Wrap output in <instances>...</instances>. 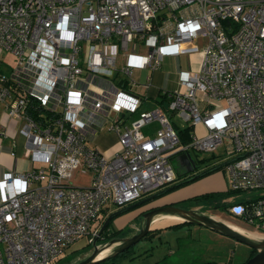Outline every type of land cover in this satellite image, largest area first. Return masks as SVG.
<instances>
[{
	"label": "built area",
	"instance_id": "built-area-1",
	"mask_svg": "<svg viewBox=\"0 0 264 264\" xmlns=\"http://www.w3.org/2000/svg\"><path fill=\"white\" fill-rule=\"evenodd\" d=\"M0 49L17 58L0 69V101L38 165L0 180V264H54L81 237L92 243L110 206L175 183L181 154L226 143L231 189L264 190V0H0ZM188 54L200 67L161 90L168 109L142 110L152 76L134 71ZM31 99L53 122L28 113ZM168 111L205 134L183 143ZM103 127L118 136L112 156L89 144ZM80 173L89 186L72 183ZM230 212L264 231V194Z\"/></svg>",
	"mask_w": 264,
	"mask_h": 264
},
{
	"label": "rangeland",
	"instance_id": "rangeland-1",
	"mask_svg": "<svg viewBox=\"0 0 264 264\" xmlns=\"http://www.w3.org/2000/svg\"><path fill=\"white\" fill-rule=\"evenodd\" d=\"M0 60L1 62H4L2 64L5 72L10 71V69L17 63V58L9 51L3 49H0ZM186 67L187 61L179 60L177 62L167 60L163 62L159 72L154 73L152 84L157 87L161 86L163 89L169 88L170 90H175L178 88V82L181 79L180 73L185 70ZM124 77L125 76L123 74L120 75V78ZM133 78L138 81L139 79L137 78H141V76L138 72H134ZM141 80L143 79L141 78ZM136 91L144 93L145 89L138 85L136 87ZM157 91V88H152L150 92L151 98L147 101L145 110H151L157 107V103L154 100L157 95ZM168 114L172 124L176 126L177 129L187 125V123L183 121V119L180 118L176 112L168 111ZM152 126H156V123L148 127ZM144 132H147L146 127L144 128ZM195 132L201 136L205 134L200 127H196ZM90 142L92 143L93 140ZM225 149L226 143L221 145L215 152L219 158H222V162H224L227 158ZM191 155L193 163L197 166L195 171L201 170L202 167L205 166L206 161L210 160L209 157H211L210 153L197 151H192ZM221 161L218 164H220ZM172 163L176 173L180 177H186L189 176L190 173L195 172L189 171L187 166L184 165L178 157H174L172 159ZM224 170V168L219 169L220 173H225ZM201 178L202 177L192 181H189V178H186L180 183L181 185L178 184L180 186L177 185L166 192L169 194L170 192L176 190L175 188L177 187L186 188L184 191L187 192H184L182 197H190L189 199L178 201V197L168 196L162 199V203L173 201V204H178L190 209H194V205H197L201 208L209 210L210 212H219L221 215L229 217L231 216V214H229L231 206L230 202L232 203V201H237L241 203L249 200H255L259 199L264 194L263 189L243 190L237 192L233 191L231 189L230 177L227 175L224 176V180L226 179L225 188L221 191H204L205 188L189 186L196 183V181ZM91 180V173H80L76 174L72 183L80 187H85L91 184ZM169 188L170 187L167 189ZM205 192V197H201L204 196ZM194 195L201 198L196 200V197H192ZM141 200H137L132 204ZM140 206L141 205H135L116 215L108 231L103 234L105 239L98 240V244H103L108 240L111 241L117 238L130 237L137 232V228H143L146 223L144 213L140 211ZM214 206H216L215 210H210ZM124 207L110 206L109 209L101 214L100 223H103L105 217L107 218L111 213L122 210ZM233 221L239 225L245 226V222L238 218H235ZM248 227H250L249 229H254L253 226ZM96 247L97 246L94 243H89L87 236H83L75 241L54 264H76L83 259L92 256L96 251ZM251 252L252 248L245 243L238 242L224 234H220L219 232L212 230L211 228H205L200 224L188 222L185 224H178L176 226L173 225L166 230L158 231L156 233H149L123 255L115 258V263L155 264L160 262L167 264H242L250 258ZM109 263L111 264V262H108V264Z\"/></svg>",
	"mask_w": 264,
	"mask_h": 264
},
{
	"label": "crops",
	"instance_id": "crops-1",
	"mask_svg": "<svg viewBox=\"0 0 264 264\" xmlns=\"http://www.w3.org/2000/svg\"><path fill=\"white\" fill-rule=\"evenodd\" d=\"M167 60H173V61H177V62L179 60L187 61V67L183 71H188V72L197 71L199 69L200 63H201V57L198 54L181 55L178 57L166 56L164 59V62ZM2 63H4V62H2ZM2 63H0V69L2 70V72L3 73H9V71L5 72ZM134 72L139 73V75L143 79V80H141V78H137L140 81H145L146 77L148 75H150V76H152V82H153V75H154V73L159 72V70L151 73V71H149V70H138L137 69ZM181 73H182V71H181ZM181 73H180V75H181ZM180 81H181V79H180ZM180 81L178 82V88L177 89L181 88ZM153 87L158 89L157 95L155 96V99H154L155 102L157 103V106L160 105V101L163 99V97L160 93L161 90H170L169 88L163 89V87H161V86L157 87L156 85L154 86V84H152L149 91L146 92L147 94H145L148 97L146 100H144V103L141 106L142 110H145V106L147 105V101H149V99L151 98L150 92H151ZM177 89H175V90H177ZM136 92H137V94H141L138 91H136ZM110 115H111V117L114 116L113 113H111ZM136 117H137L136 114L127 115L126 120L128 121V124H131L136 119ZM183 121H185L187 123V125H185L181 128L189 127L190 132H195L196 127H200L202 130H204L203 127H201V126H193L190 122H188L184 119H183ZM22 125H23V121L12 119L8 115V107H7L6 103L4 101H0V180H2L7 173H10V172L23 173V172H26V171H29L33 168L38 167V165L33 163L27 155V142L28 141H27V138L20 133V129H21ZM147 127L148 126H146V130H147L146 133L149 135H152L155 133V129L158 127V124L156 123V126H152V127H148V128ZM91 140H93L92 143L90 142ZM89 144L91 146L98 148V149L100 148L99 150H101L102 152H104L106 155H109V156H112L121 147L119 142H118V136L115 133L108 131L106 127L105 128L103 127L100 131L95 133L93 136H90ZM218 149H219V147H218ZM215 152L210 153L211 154V157H209L210 160L206 161L205 166L202 167L201 170L192 172V173H190L189 176H186V177H180L178 175V179L175 183L168 185L167 187L163 188L162 190H160L158 192H161V191L167 189L168 187L177 186L182 181H184L186 178L190 179L194 175H197L199 173H202V172L210 169L211 167L219 165L218 163L222 160V158H219L218 155L215 154ZM225 152H226V149H225ZM221 163H223V162L221 161ZM222 168L225 169L224 170L225 173H222V172L220 173L219 169L215 170L213 172L206 174L200 180L196 181V183L189 185V186H196L198 188L202 187V188H205L204 191H221L222 189L225 188V185H226V179L224 180V176L225 175L229 176L226 168L225 167H222ZM177 188H175L176 190L173 189L174 191L170 192L169 194L165 193L163 195L156 196L154 198H149V197H151L154 194H157L158 192L146 194L144 197L141 198L142 200L147 198V200L141 204L140 211L143 213H146L147 211H150L152 209L164 207L167 205H177V206H180V207L185 208V209L199 211L204 216H209L210 218L215 219L217 221L225 222V223L231 225L232 227H237V228H241L245 231L253 232L255 234H258V237H260L259 235H262V236L264 235V232H262V231H259L256 229H249L250 227H248L249 225H247L246 223H245V226L246 225L247 226L245 227V226L239 225L238 223L234 222L233 220L235 218H238L240 220H242V218L232 214L231 212H229V214H231V216L226 217L225 215H221L219 212H214V211L210 212L209 210L201 208L200 206H197V205H194V207H193L194 209H190V208H186L184 206L178 205V204H173V201H168V202L162 203V199L166 198L168 196H176V197H178V199H177L178 201H183V200L190 198V197H182L184 192H187V191H184L186 188H179V187H177ZM205 195H206V192H205L204 196H201V197H205ZM192 197H196V196L194 195ZM201 197L197 196L196 200L200 199ZM236 203H240V202L232 201V203L230 202V205H233ZM215 207L216 206L212 207V209H210V210H215ZM163 217H164V215L163 216L159 215L158 217L153 219V222L151 225L153 233L166 230L167 228H170L173 225L187 223V222H185V223L183 222V220H184V218H183V219H181V221H177L176 223H173V224H166V225L162 224V225L154 226L155 221H158V220L162 219ZM201 226L208 228L205 225H201ZM138 229L139 228H137V230Z\"/></svg>",
	"mask_w": 264,
	"mask_h": 264
},
{
	"label": "water",
	"instance_id": "water-1",
	"mask_svg": "<svg viewBox=\"0 0 264 264\" xmlns=\"http://www.w3.org/2000/svg\"><path fill=\"white\" fill-rule=\"evenodd\" d=\"M165 109H168V103L164 104ZM191 153H185V154H181L180 155V160L181 162L187 166V169L189 171H195L196 169V165L193 163L192 161V157H191ZM228 163V161H225L223 163H220L219 165H216L214 167H211L210 169L197 174L194 177H191L189 179V181H192L194 179L200 178L205 176L206 174L213 172L215 170H218L222 167H225L226 164ZM175 186L170 187L169 189L174 188ZM167 192V189L158 192L157 194L152 195L149 198H154L156 196L162 195L164 193ZM147 200L143 199L139 202H136L135 204H132L130 206L124 207L122 210H119L117 212H114L113 215H110L108 217V219L106 220V222L101 226L100 230H99V235L98 237H100L102 235V233L104 232L109 219H111L113 216L135 206V205H141L143 202H145ZM166 214H178L180 216H182L184 218L183 222H190V223H195V224H200V225H205L208 228H211L221 234H224L238 242L241 243H245L247 245H249L251 248L257 250V253L250 257L246 262L242 263V264H264V237L263 238H259L258 242H255L253 240H251L249 237H247L246 234L238 231L237 229H235L234 227H232L231 225L225 223V222H221V221H217L215 219L210 218L209 216H204L203 214H201L199 211H195V210H189V209H185L182 208L180 206L177 205H167L164 207H160V208H156V209H152L150 211H147L146 213H144V219H145V225L144 227L140 228L137 230V232H135L134 235L130 236V237H122V238H117L111 241H106L105 243H101L98 244V237H96L94 239V241L92 243H94L97 247H96V251L95 253L86 258L83 259L82 261L76 263V264H97L102 260L114 257L120 253L125 252L126 250L130 249L132 246H134L137 242H139L141 239H143L145 236H147L151 231V225L153 222V219L155 217H158L159 215L163 216ZM108 250L109 252L106 253V255L99 257L100 253H102L103 251Z\"/></svg>",
	"mask_w": 264,
	"mask_h": 264
},
{
	"label": "trees",
	"instance_id": "trees-1",
	"mask_svg": "<svg viewBox=\"0 0 264 264\" xmlns=\"http://www.w3.org/2000/svg\"><path fill=\"white\" fill-rule=\"evenodd\" d=\"M2 72V70H1ZM163 99L160 101V106H164V103L166 101V96L165 94L161 91L160 92ZM28 113L34 117L36 120H39V121H42V122H53V120L56 118V114L51 111L49 108H46V107H42V106H39L35 103L34 100H30L29 102V106H28ZM179 134H180V137H181V140L183 143H187L188 140H189V134H190V129L189 127H185V128H179L178 130ZM188 182V181H187ZM181 185V184H180ZM178 185V186H180ZM170 189H167V191H169ZM160 196V195H159ZM137 206V205H136ZM110 215H113V213H111ZM108 215V217L110 216ZM118 215V214H117ZM116 216V215H115ZM115 216H113L111 219L115 218ZM108 217L106 218V220L108 219ZM109 219V221L111 220ZM103 223H105L103 221ZM109 222L104 230V232L102 233V235L100 237H98V240L100 239H105V236H103V234H105L106 230L109 228ZM176 226V225H175ZM129 250V249H128ZM126 250V251H128ZM125 251V252H126ZM125 252L123 253H120L114 257H111V258H108V259H105V260H102L100 261L99 263L97 264H108V262H111V264H117L115 263V258L119 257L120 255H123ZM257 253V250L253 249L252 248V252H251V255L250 257L254 256L255 254ZM110 264V263H109ZM155 264H167V263H160V262H157ZM196 264V263H195ZM207 264H212V263H207Z\"/></svg>",
	"mask_w": 264,
	"mask_h": 264
},
{
	"label": "bare ground",
	"instance_id": "bare-ground-1",
	"mask_svg": "<svg viewBox=\"0 0 264 264\" xmlns=\"http://www.w3.org/2000/svg\"><path fill=\"white\" fill-rule=\"evenodd\" d=\"M181 219H183V217L178 215V214H166V215H164V217L162 219L155 221L154 226L162 225V224H164V225L173 224V223H176L177 221H181ZM234 228L237 229L238 231L246 234L247 237H249L251 240H253L255 242H258L259 238L264 237V235L263 236L259 235L260 237H258V234H255V233L249 232V231H245L241 228H237V227H234ZM108 252H109L108 250L103 251L102 253H100L99 257L106 255V253H108Z\"/></svg>",
	"mask_w": 264,
	"mask_h": 264
},
{
	"label": "flooded vegetation",
	"instance_id": "flooded-vegetation-1",
	"mask_svg": "<svg viewBox=\"0 0 264 264\" xmlns=\"http://www.w3.org/2000/svg\"><path fill=\"white\" fill-rule=\"evenodd\" d=\"M114 219H115V218H113V219H111V220L109 221V224H110V225H109V228H110L111 224L113 223ZM104 222H106V217H105ZM103 224H104V223H102V225H103ZM109 228H108V229H109ZM108 229L106 230V232L108 231ZM150 233H153V232L151 231ZM145 237H146V236H145Z\"/></svg>",
	"mask_w": 264,
	"mask_h": 264
}]
</instances>
